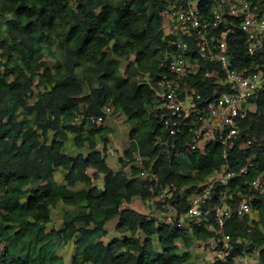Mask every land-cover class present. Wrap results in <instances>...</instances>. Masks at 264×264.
Segmentation results:
<instances>
[{
  "label": "trees",
  "instance_id": "16d2710c",
  "mask_svg": "<svg viewBox=\"0 0 264 264\" xmlns=\"http://www.w3.org/2000/svg\"><path fill=\"white\" fill-rule=\"evenodd\" d=\"M175 1L0 0V264H66L47 246L54 238L74 240L70 264H187L194 239L219 237L214 213L204 214L201 223L190 220L188 227L179 221L194 188L222 168L224 149L217 140L204 151L188 154L186 143L192 134L183 123L190 118L179 120L177 134L161 119L155 83L173 77L166 57L176 51L177 37L170 34L172 22L165 13ZM196 1L201 14L212 21L213 7L221 0ZM248 1L252 9L264 8V0ZM225 21L232 27L227 32L232 66L264 73V45L251 53L238 26L240 18L227 15ZM225 21L212 28V35L224 34ZM184 39L196 55L195 40ZM52 41L57 42L56 61L49 68L44 45ZM201 65L183 82L194 85L206 101L230 90L214 77H205L207 70L219 67L217 63L201 60ZM35 87L37 99L30 103ZM109 105L131 125V143L118 170L104 155L111 129L94 125L84 133L88 117L102 115ZM69 132L87 153L65 152ZM98 137L103 151L97 148ZM248 140L253 141L251 147L245 145ZM136 153L146 159L144 168L154 170L160 186L138 176ZM228 154L237 172L228 201L236 206L250 182L264 176V89L249 100L247 117L240 121ZM61 168L67 171L63 183L56 180ZM78 182L88 187L78 189ZM167 185L173 191L167 201L178 211L171 222L128 205L138 196L147 200L163 195ZM224 189L219 183L204 206H216ZM58 202L75 213L64 211L62 226L48 231ZM115 217L116 230L124 236L106 242L99 234L106 233ZM224 230L233 247L225 264H236L234 258L243 251L259 252L264 264V193H254L251 214L232 218ZM180 239L186 249L182 253Z\"/></svg>",
  "mask_w": 264,
  "mask_h": 264
},
{
  "label": "built area",
  "instance_id": "2783aa9c",
  "mask_svg": "<svg viewBox=\"0 0 264 264\" xmlns=\"http://www.w3.org/2000/svg\"><path fill=\"white\" fill-rule=\"evenodd\" d=\"M227 6L221 11L220 7ZM166 20H170V34L177 38L173 42L176 51L166 57L167 68L173 77H163L156 81L158 108L163 110L161 119L164 126L177 134L180 131L179 120L189 117L183 124L190 129L192 139L186 143V152L204 151L208 143L219 141L223 145L224 164L222 168L214 171L194 188L189 196V208L180 215V223L190 218L198 223L204 214L214 213L215 223L218 225L219 237L208 238L207 244L215 249V261L220 260L225 264L227 255L232 247V237L224 228L234 218H244L252 212V197L254 193H264V176H257L249 184L248 193L240 196V202L236 206L230 205L228 190L232 179L236 177V170L231 167L228 149L233 147L234 139L240 131V121L247 117L249 100L264 89V73L262 70L250 68H236L231 64V58L227 54V32L232 27L225 21L226 16L239 17L238 26L244 31L249 43V51L255 53L264 45V8L252 9L248 0H221L213 7L214 19L211 21L201 14L196 0H187L182 3L176 0L167 10ZM225 21L226 31L220 38L212 35V28ZM184 36L194 39L195 53L190 52L189 41ZM201 60L209 63H217L218 68L213 71L207 70L205 77H214L216 83L229 85L230 90L224 91L212 100H205L204 96L197 91L194 85L183 82L189 75H193L201 69ZM113 108L109 105L102 115L88 117L92 123L101 125ZM246 147L253 145L252 140L246 142ZM141 174L160 186L159 178L152 169H145L143 162L146 160L139 153L135 154ZM251 165V162H249ZM139 173V174H140ZM225 186L220 196V202L214 207H205L204 203L211 200L217 185ZM176 190L175 186H172ZM168 193V194H167ZM170 186H165L164 197L167 194L163 206L173 216H178L175 206L168 203L167 199L172 196ZM165 221L171 222L172 217ZM213 227V226H212ZM206 240V239H205ZM203 240L200 244L203 246ZM236 264H261L259 252L243 251L234 258Z\"/></svg>",
  "mask_w": 264,
  "mask_h": 264
},
{
  "label": "rangeland",
  "instance_id": "374dc122",
  "mask_svg": "<svg viewBox=\"0 0 264 264\" xmlns=\"http://www.w3.org/2000/svg\"><path fill=\"white\" fill-rule=\"evenodd\" d=\"M44 47L46 50L44 61L47 67L52 68L56 61L54 52L56 51V48H57V42L52 41L49 45H44ZM38 91H39V87H35L34 95L30 98V103H34L36 101ZM252 107L255 108L254 105ZM80 120H81L80 117L76 119V123H79ZM94 125H98V124L92 123L90 120H88V124L86 126V130L84 133L90 130ZM101 126H106L111 129V132L108 138L109 141L107 144V148L104 151V155L106 157L107 163L112 168L118 170L121 168L120 159L124 157V151L125 149L129 147L131 143V138L129 135L131 125L126 120V117L124 114L120 112H112V114L107 117V119L101 124ZM97 139H98L97 148L103 151L104 143L103 141H101L99 137ZM64 150L67 154L73 155V156L77 155L78 153H87V147L78 148L75 145L74 135L70 132H69V138L66 142ZM136 164L139 165L138 162H136ZM93 171L94 170L92 168L89 169L90 173H93ZM66 172L67 171L62 168L56 172V180L59 183L65 182L64 177H65ZM138 176L140 178H145L141 173ZM94 183L99 184V181L96 179ZM76 187L79 189V188H87L88 186L83 182H78L76 184ZM167 194H165L164 197L161 195V196L149 198L147 200H143L141 197L138 196L132 202L131 206L132 208L149 215L151 218H156V219H160L163 221L170 217L174 219L173 214H171L163 206L164 203H167L165 202V199H164L167 197L166 196ZM69 209L72 210L73 208L65 206L62 202H58L57 205L52 208L51 221L47 225V230L51 231L53 228H60L63 224L62 219L65 213L64 211L69 210ZM72 211L73 213H75L74 209ZM117 220L118 218L112 219L111 221H109L106 225V233L99 234L100 236L99 238L102 237L106 242H110L115 237H118V238L123 237L124 235L116 230ZM190 220L191 219L188 218L184 222L186 227L189 226ZM210 228H213L212 225ZM155 241H157L156 238H155ZM198 241H199L198 239H194V241L192 242V246H190L189 248V251L192 254V258L187 264H204V262L206 261L214 262L216 259L215 255L217 252L214 251L215 249L209 247V244H207L208 239H206L205 240L206 242H204L203 244L205 248L202 247V244L196 245L197 243H199ZM178 244L180 246L179 252L180 253L184 252L186 250L184 241L180 239ZM47 246L49 249L55 251L56 254L61 256L64 259V262L66 264H70L71 258L75 250L74 240H72V242L65 243L63 240L54 238L47 243ZM156 247L160 248L158 245ZM205 252L209 253L208 258L205 257V255H207V253Z\"/></svg>",
  "mask_w": 264,
  "mask_h": 264
},
{
  "label": "crops",
  "instance_id": "0c3cea01",
  "mask_svg": "<svg viewBox=\"0 0 264 264\" xmlns=\"http://www.w3.org/2000/svg\"><path fill=\"white\" fill-rule=\"evenodd\" d=\"M135 199H136V197L133 199V201H134ZM133 201H132V202H133ZM132 202H131L130 204H128L130 207H132V206H131ZM116 218H118V217H115L114 219H116ZM117 222H118V220H117ZM202 241H203V240H199V241H198L199 243H197L196 245L200 244ZM191 246H192V245H191ZM192 248H193V247H192ZM192 248H191V249H192ZM205 253H207V252H205ZM208 256H209V253H207V255H205L206 258H208ZM206 262H207V261H206ZM206 262H204V264H205ZM212 262H213V261H212Z\"/></svg>",
  "mask_w": 264,
  "mask_h": 264
}]
</instances>
